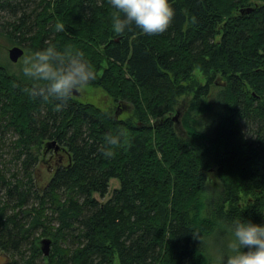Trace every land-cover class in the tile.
Listing matches in <instances>:
<instances>
[{"label":"trees","instance_id":"obj_1","mask_svg":"<svg viewBox=\"0 0 264 264\" xmlns=\"http://www.w3.org/2000/svg\"><path fill=\"white\" fill-rule=\"evenodd\" d=\"M169 4L167 31L133 25L121 36L108 0H0V39L30 54L50 44L83 53L97 73L89 86L133 111L120 119L75 96L54 111V98L30 94L46 82L0 63L4 264H219L231 239L222 224L264 225V0ZM195 69L220 73L222 88L214 95L211 79L195 83ZM187 93L181 137L170 114ZM203 104L211 116L199 124ZM120 130L114 158L104 157L105 136ZM48 141L65 151L53 150V175L40 188L34 175ZM111 179L119 188L97 201ZM218 236L223 245L211 246ZM42 239L51 240L48 256Z\"/></svg>","mask_w":264,"mask_h":264},{"label":"clouds","instance_id":"obj_2","mask_svg":"<svg viewBox=\"0 0 264 264\" xmlns=\"http://www.w3.org/2000/svg\"><path fill=\"white\" fill-rule=\"evenodd\" d=\"M116 11L112 14V29L117 35L132 31L135 25L143 34L156 35L168 30L174 17V10L169 0H108ZM56 32L65 31L63 23L54 25ZM22 72L34 81L46 82L45 87L33 89L31 96L48 101L54 98V111H62L74 93L85 92L96 79L94 67L85 60L83 53H73L71 49L58 51L54 45L36 51L23 60ZM124 130L117 135L105 136L107 148L102 149L106 158H114V148ZM222 228L231 235L227 242V254L220 257L219 264H264V225L233 220L231 224H222ZM195 238L201 240L199 234ZM244 249H247L246 251Z\"/></svg>","mask_w":264,"mask_h":264},{"label":"rangeland","instance_id":"obj_3","mask_svg":"<svg viewBox=\"0 0 264 264\" xmlns=\"http://www.w3.org/2000/svg\"><path fill=\"white\" fill-rule=\"evenodd\" d=\"M13 46L16 45L10 44L4 39H0V63L7 67L10 74L20 77L22 80L25 79L26 81H28L30 78L24 76L22 72V67H23V60L25 59V57L31 54L28 50L19 46L23 48L24 54L16 63H12L8 58V51ZM220 77H221L220 73L210 72L208 74H204L199 69H195L193 71L191 79L195 83L199 82L202 85L205 84L209 79H211L213 82L211 85V94L215 95L218 92V90L222 88V85L216 86L214 84L216 83L217 79H220ZM192 97H193L192 93H187L186 95H182L178 97L174 111L170 114V117L175 118V123H174L175 131L181 137H186V131L182 125V118L185 112L190 107ZM78 98L79 101L92 104L103 111H111L112 114L114 115L117 114L118 118L120 119H128L133 113L129 105L125 106L120 103H117L109 94H107L101 87L98 86H89L88 89L85 92L81 93V95ZM207 102L211 104L212 109H214L215 99L208 98ZM202 108L204 110L200 112V115L198 117L199 124L204 123L203 121L204 120L206 121V119L207 118L209 119L211 116V111L208 110L205 104L202 105ZM39 159H41V162L36 166L34 182L38 187L41 188L42 186L46 185L47 182L50 180V178L53 175V171L55 169V165H54L55 157L53 155V148L50 149L48 152L44 153L43 155H40ZM117 188H119V182L115 179H111L108 183V192L104 197H101L97 193H94L92 196L97 201L103 203L110 198L113 190ZM210 244L211 246L217 245L218 248L219 245H223V238L221 236L214 237L213 240L210 242ZM4 261H5V256L0 251V264H4Z\"/></svg>","mask_w":264,"mask_h":264},{"label":"water","instance_id":"obj_4","mask_svg":"<svg viewBox=\"0 0 264 264\" xmlns=\"http://www.w3.org/2000/svg\"><path fill=\"white\" fill-rule=\"evenodd\" d=\"M251 9H243L241 10V13L244 12H250ZM24 54L23 48L19 46H13L12 48L9 49L8 51V58L12 63H16ZM81 93H77L73 96L79 97ZM117 115V114H116ZM175 120V118H173ZM57 152V151H65L64 148H62L60 145H58L55 141H48L44 144V153L48 152L50 149H52ZM50 245H51V240L50 239H42L39 242V246L41 248V251L44 256H48L49 250H50Z\"/></svg>","mask_w":264,"mask_h":264}]
</instances>
